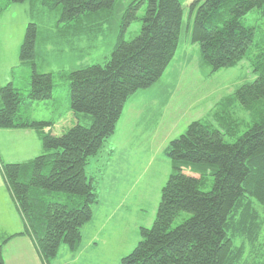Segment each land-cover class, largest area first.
I'll list each match as a JSON object with an SVG mask.
<instances>
[{"label": "trees", "instance_id": "1", "mask_svg": "<svg viewBox=\"0 0 264 264\" xmlns=\"http://www.w3.org/2000/svg\"><path fill=\"white\" fill-rule=\"evenodd\" d=\"M25 1L55 21L42 37L43 53L37 51L36 24L26 26L19 60L30 76L27 85L0 87V129H34L43 149L26 162H0V171L23 222L19 234L32 239L42 263L50 264L61 245L77 248L99 199L85 167L114 134L127 99L155 84L160 90L167 68L181 62L178 51L197 43L206 75L252 53L258 76L232 94L250 121L236 119L229 107L212 120L191 121L169 142L163 152L171 172L153 223L140 227L141 239L119 264H264V44L254 49L253 28L243 22L254 9L264 13V0H132L121 29L113 27L109 60L66 75L72 124L61 134L52 132L53 120H35L23 110L31 101L52 98L46 48L54 45L56 32L74 34V45L65 40L70 50L84 40L93 45L112 28L104 24L115 0H0V14ZM136 18L140 29L125 40L123 29ZM76 50L73 55L82 58L83 50ZM39 60L48 70L37 69ZM158 92L153 98L163 100ZM0 264H5L1 245Z\"/></svg>", "mask_w": 264, "mask_h": 264}, {"label": "rangeland", "instance_id": "2", "mask_svg": "<svg viewBox=\"0 0 264 264\" xmlns=\"http://www.w3.org/2000/svg\"><path fill=\"white\" fill-rule=\"evenodd\" d=\"M131 1L115 0L108 17L106 16L108 21L104 24L105 28L109 24L112 28H106L105 35L97 37L93 45V41L89 44L84 40L77 47L83 50V53H80L82 58L79 55H73L78 53L77 48L70 50L66 47L67 38L68 45L75 44L74 34L64 33L60 36L56 32L54 45L46 48L49 50L48 59L52 64L54 76L52 98L31 101L24 105L23 110L30 118L53 120L52 132L55 134H61L68 126H71L72 115L69 109L66 75L81 66L90 64L103 66L109 60L115 42L112 41L115 35L113 27L117 25L116 29H121L123 14ZM186 1L189 3L192 0ZM13 7L9 8L0 19V76L4 73V51H11L18 40L17 35L22 36L23 40L24 30H26L24 26L28 25V23L25 25L24 18L11 19L14 9L16 14L21 10L17 8L19 7L17 5ZM144 11L145 5L142 4L136 10V16L141 18ZM40 14L39 11L33 10L29 20L36 24L37 51L43 53L42 37L49 31L55 19L53 14L43 16ZM138 18L130 20L124 27L125 40H129L139 31L141 20ZM243 22L246 26L253 28L254 49L256 44L263 45L264 13L254 9L244 16ZM55 41L62 43L63 51H58L60 47ZM194 45L185 48L187 53H191L190 60L186 66L180 67L181 72H177L175 78L170 76L166 78V72L159 79V83H171L170 85L173 86L167 87L170 88L168 95L165 96L166 100L153 98L156 95L154 93L160 91L155 88L158 84L139 90L130 96L124 104L115 133L104 141L103 147L95 156L89 158L85 170L95 179L99 198L93 208L96 207L103 216L107 217H103L99 224V226L103 225L98 238L103 246L99 248L100 255L97 257V255L91 256L86 253L76 264H116V260L119 264L121 257L135 247L141 239L140 227L149 228L153 223L161 189L171 172V164L164 155V148L171 140L184 133L191 121L212 120L229 107L236 119L250 121L249 114L233 103L232 94L241 85L254 81L258 76L253 71L252 53L249 52L234 66L223 67L206 75L208 70L201 67L196 52L199 45L197 43ZM40 61L39 64L37 63V69L48 70V66L43 67L41 64L43 61ZM174 63L172 66L178 67L176 62ZM22 68L26 69L25 66ZM18 82L19 80H16L15 86L20 87L21 84ZM244 129L245 127H242V130ZM42 149L39 141L37 155ZM63 246L65 245L60 246L59 253Z\"/></svg>", "mask_w": 264, "mask_h": 264}, {"label": "crops", "instance_id": "3", "mask_svg": "<svg viewBox=\"0 0 264 264\" xmlns=\"http://www.w3.org/2000/svg\"><path fill=\"white\" fill-rule=\"evenodd\" d=\"M16 5L19 6L17 8L21 9L20 13H14L16 10L14 9L11 14V19L20 20L24 18V23L27 25V23L30 22L29 19L32 17V12L34 10L29 1L11 4L0 14V19L9 8H14L13 6ZM11 19L9 20L10 22ZM25 27L26 26H24V28ZM20 29H22V27H20ZM21 38L22 36L17 35L16 39L18 40L12 47L11 51H4L5 64L3 70L4 73L0 76V87L7 83H11L15 86L16 80H19L18 83L21 85H27L28 83L30 68L21 64L19 60V48L22 42ZM192 46L195 45L193 44L186 47ZM186 47L181 48L178 51L177 57L179 60L181 59V62L177 64L178 67L171 65V69H169V67V71H167L168 69L166 70V78L169 76L171 78H175L176 73L180 71V67L186 66L189 62L191 53H187L185 49ZM24 66L26 69L22 68ZM170 84L162 82L158 86L159 89L161 88L160 91L165 100V96L168 95L169 88L173 87ZM168 86L170 87L167 88ZM16 87L19 86L17 85ZM156 93L158 94L159 92L157 91ZM38 140L40 141L38 132L31 128L0 129V162L22 163L32 159L39 151ZM103 217L107 216H103V214H101L96 207H92V218L89 222L82 226L81 239L77 248L75 250H69L66 246L61 247V252L59 253L58 250L56 257L50 264H76L83 259L86 253L91 256L97 255L98 257L100 255L98 252L99 248L103 247L102 243L98 240V238H100V229L103 226H99V224L102 222ZM23 230L24 227L22 219L0 171V245L2 246L4 262L5 264H43L32 239L26 234H19ZM117 261L118 260H116V264Z\"/></svg>", "mask_w": 264, "mask_h": 264}]
</instances>
